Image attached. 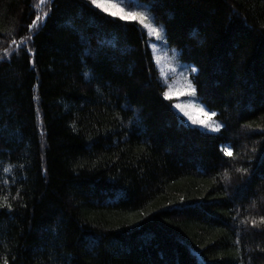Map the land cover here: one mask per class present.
Listing matches in <instances>:
<instances>
[{"label": "trees", "instance_id": "trees-1", "mask_svg": "<svg viewBox=\"0 0 264 264\" xmlns=\"http://www.w3.org/2000/svg\"><path fill=\"white\" fill-rule=\"evenodd\" d=\"M138 1L221 128L164 98L137 22L0 0V264H264V0Z\"/></svg>", "mask_w": 264, "mask_h": 264}, {"label": "rangeland", "instance_id": "rangeland-1", "mask_svg": "<svg viewBox=\"0 0 264 264\" xmlns=\"http://www.w3.org/2000/svg\"><path fill=\"white\" fill-rule=\"evenodd\" d=\"M47 1L49 0H43V2L41 0H35L34 6L40 7ZM88 1L90 2V0ZM98 2L116 6L115 8L109 9L110 12H117L116 16L110 15L112 17L119 18L117 9H122L125 12H139L146 17L145 23L150 25L149 28L143 27L138 20L129 21L137 22L149 38L148 47L152 55V60L157 69L160 81L165 87L164 98L165 93H167V99L173 100L174 110L188 126L207 133H217L221 128V124L211 114L203 110L195 92H193L190 78L196 73L191 71L195 67L181 61L179 59V51L174 47L168 46L162 25H156L153 21L150 6L138 0H98ZM99 10L104 12L102 9ZM44 18L45 14L39 17V21L32 28L31 32L39 26V23L43 22ZM157 32L159 33L158 36L156 35ZM18 46L19 44H14L13 48Z\"/></svg>", "mask_w": 264, "mask_h": 264}, {"label": "snow or ice", "instance_id": "snow-or-ice-1", "mask_svg": "<svg viewBox=\"0 0 264 264\" xmlns=\"http://www.w3.org/2000/svg\"><path fill=\"white\" fill-rule=\"evenodd\" d=\"M41 2H43V0H41ZM90 3L92 5H94L98 9H102L104 12L108 13L109 15L116 16V14H117L116 11H112V12L109 11L110 8H115L116 7L113 4H101V3L98 2V0H90ZM117 11L119 12V19L122 20V21L138 20L143 25V27H145V28H149L150 27V25L145 23L146 17H144V15L142 13H139V12H125L122 9H117ZM38 21H39V17L38 16L35 19L32 20V23L28 25L29 31L32 30V28L37 24ZM153 31H155V30L153 29ZM156 35L158 36L159 33L157 32ZM80 39H81L82 43H87V41L85 40V38L83 36H81ZM92 55H94V54L92 53L91 49L86 47L85 50H84V53L82 54V57H83V59L86 60L88 56H92ZM191 71L193 73H195V72H197V69L196 68H192ZM193 92H195V89H193ZM165 98L167 99V93H165ZM185 115H187V113H185ZM225 155L226 156H230L231 153L225 151ZM9 210H11V209L9 208ZM262 223H264V220H262Z\"/></svg>", "mask_w": 264, "mask_h": 264}, {"label": "bare ground", "instance_id": "bare-ground-1", "mask_svg": "<svg viewBox=\"0 0 264 264\" xmlns=\"http://www.w3.org/2000/svg\"><path fill=\"white\" fill-rule=\"evenodd\" d=\"M225 148H227V147H224V148H222V149H225Z\"/></svg>", "mask_w": 264, "mask_h": 264}]
</instances>
